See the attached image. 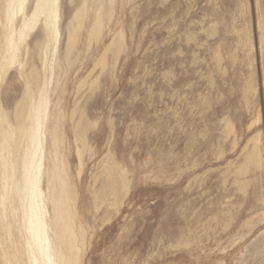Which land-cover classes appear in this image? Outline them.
Instances as JSON below:
<instances>
[{"label": "rangeland", "instance_id": "374dc122", "mask_svg": "<svg viewBox=\"0 0 264 264\" xmlns=\"http://www.w3.org/2000/svg\"><path fill=\"white\" fill-rule=\"evenodd\" d=\"M35 2L0 0V56ZM35 25L0 61V142L39 72L49 234L60 165L78 264H264V0H58V32ZM7 173L0 264H32Z\"/></svg>", "mask_w": 264, "mask_h": 264}, {"label": "bare ground", "instance_id": "6f19581e", "mask_svg": "<svg viewBox=\"0 0 264 264\" xmlns=\"http://www.w3.org/2000/svg\"><path fill=\"white\" fill-rule=\"evenodd\" d=\"M6 1L9 4V20L13 21L16 15V8L19 12H24L27 0ZM12 5H15V8L10 11ZM85 7L86 2L83 3L82 9ZM34 8L30 16H25L19 31L11 28L10 34L6 37V49L1 54L0 61L2 59L14 61L18 57L19 41L25 38L27 30L29 31V29L36 26L35 24L40 18H42L45 25L48 38L58 32V0H36ZM80 13L81 9L76 16L79 17ZM78 23L80 25V22ZM95 26L101 27L102 24L97 21ZM3 68L4 66L1 64L0 70ZM37 74L33 73L26 76L27 90L30 96L29 106L26 104L23 107L24 110L19 113L20 117L17 121V126L10 131L6 129L5 140L0 142V179L2 176L5 178V175L8 174L7 172L11 176L21 174L24 178V185L22 186L24 193L23 210L28 232L27 244L30 249L32 264H78L77 258H75L77 256L72 252L74 247H77L74 215L71 211L72 200L68 193L69 184L65 168L60 165H55L53 171L54 178L58 181L60 180L59 186H56L59 187V191L54 188L52 195L55 212L53 217L55 226L52 228L53 235L49 234L48 230V221L44 210L45 199L41 192L44 148L43 126L47 99L43 89H40L37 85L35 87L30 86V83L33 84L35 82L37 84L39 77V74ZM36 87L40 92L38 101H35L36 95L34 92ZM9 127L12 126L9 125ZM4 152H7L8 158H6ZM2 160L3 162L1 163ZM53 242L57 245L55 253H53L54 250L51 246ZM4 258L7 264H14L7 252L4 253Z\"/></svg>", "mask_w": 264, "mask_h": 264}]
</instances>
